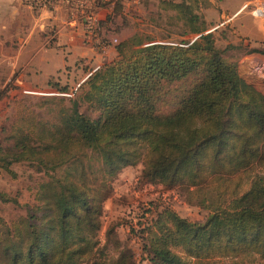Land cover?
I'll return each mask as SVG.
<instances>
[{
	"label": "trees",
	"instance_id": "16d2710c",
	"mask_svg": "<svg viewBox=\"0 0 264 264\" xmlns=\"http://www.w3.org/2000/svg\"><path fill=\"white\" fill-rule=\"evenodd\" d=\"M211 7V0H159L156 27L165 35L135 34L125 43L134 49L92 71L73 98L51 83L63 96L46 99L58 109L50 119L32 114L12 124L0 170L15 176L11 167L26 164L43 175L26 212L0 220V264L88 263L106 182L141 157L143 178L155 185L213 189L224 178L248 180L210 202L204 223L168 210L145 248L150 264H264V94L228 55L243 45L217 46L202 13ZM254 53L264 56V47L244 54ZM111 264L135 263L122 255Z\"/></svg>",
	"mask_w": 264,
	"mask_h": 264
},
{
	"label": "rangeland",
	"instance_id": "374dc122",
	"mask_svg": "<svg viewBox=\"0 0 264 264\" xmlns=\"http://www.w3.org/2000/svg\"><path fill=\"white\" fill-rule=\"evenodd\" d=\"M232 1L227 0L225 3H221L222 1L213 0L214 4L211 9L204 10L202 13L207 16L209 22L211 21L212 28L209 32H213L215 35L216 44L220 49H226L229 45H243V49L230 51L228 55L238 60L241 77L264 94V58L244 54L250 49L264 47V43L242 35L238 23V21H243L248 28L259 25L260 22L255 21L256 19L253 20L254 18L247 10L236 15L237 11L235 10L238 7L233 6ZM98 2L100 3L97 11L103 17L100 23L99 37L104 48L97 47L96 51L103 57L107 56L109 48L116 50L117 54L116 56L111 52V60H107L108 56L105 58L106 60L101 57L100 63L103 65L118 60L121 53L125 55L134 49L127 47L126 41H121L120 34L122 32L126 35L139 33L138 35H148L154 39L160 37L161 34H166V30L156 27L161 11L159 0H98ZM221 6L223 9H220ZM162 15L165 17L172 14L163 13ZM165 29L170 28L165 27ZM115 39L117 42H114ZM186 39L193 43L198 39V36L193 35ZM247 46H249V50L245 48ZM83 66L81 64V67L75 70L73 67L65 69L52 78L51 83H58L61 87L69 88V93L64 95L65 98H73L75 91L85 81V74L89 71H86L87 68H82ZM96 69L97 64L93 65L90 73ZM49 86L57 90L52 85ZM12 88V83H10L5 89L0 90V143L5 146L11 145V141H6V137L11 133L12 124L18 123L22 118H29L32 114H36L38 118L50 119L58 109L55 108V101L46 99L63 96L58 91L51 92L50 90L36 94L17 95L10 92ZM80 93L79 91L78 95ZM66 103L69 104L68 100ZM81 110L91 117L98 115L95 111L89 110L86 104L81 106ZM2 129L8 130V132H3ZM143 159L141 157L134 165L122 167L115 176L106 182L108 188L106 192H102L104 199L101 203V214L98 217L100 228L95 240L97 243L96 253L85 264L96 262L111 264L122 255L131 258L135 264H150L147 259L148 249L145 248L149 247L154 234L158 232L157 224L165 219L164 214L168 210L188 221L204 223L211 212L208 208L210 202H217L216 197L226 198L220 196L221 193L230 195L234 190H243L248 182L247 176L244 178L234 176L232 179L224 178L218 181V186H213V189L155 185L143 178ZM11 171L16 177L11 172L0 170V196L5 195L8 199V202H4L0 197V220H5L8 223L19 215H23L26 212V205L33 203L36 181L40 175H43L26 164L14 165L11 167ZM97 176L99 175L97 174ZM237 181L241 182L237 184ZM98 183H102L101 176ZM236 184H240L238 188L235 187ZM16 197L20 206L12 202ZM2 222L0 221V225ZM223 264L230 263L223 262ZM244 264L259 263L258 261L254 262L253 259H246Z\"/></svg>",
	"mask_w": 264,
	"mask_h": 264
},
{
	"label": "crops",
	"instance_id": "0c3cea01",
	"mask_svg": "<svg viewBox=\"0 0 264 264\" xmlns=\"http://www.w3.org/2000/svg\"><path fill=\"white\" fill-rule=\"evenodd\" d=\"M220 1L225 3L227 0ZM247 1H232L233 6L238 7L236 15L244 10ZM211 3L214 4L213 0ZM220 9H223L222 6ZM205 19L209 22L207 16ZM255 21L260 24L248 28L243 21H238L239 30L242 35L264 43V19ZM58 26H63V23L49 13H35L20 0H0V90L12 83L10 92L17 95L47 90L55 92L57 90L49 85L57 73L72 67L78 69L82 64V68L89 71L85 74L86 80L93 65L97 64V68L103 65L101 57L105 59L108 56L107 60H111L110 53L116 54V50L109 48L106 57L98 55L94 43L85 42L79 25L76 28L66 27L60 34L54 35ZM134 35L122 32L120 38L127 41ZM251 55L264 58L256 53Z\"/></svg>",
	"mask_w": 264,
	"mask_h": 264
},
{
	"label": "built area",
	"instance_id": "2783aa9c",
	"mask_svg": "<svg viewBox=\"0 0 264 264\" xmlns=\"http://www.w3.org/2000/svg\"><path fill=\"white\" fill-rule=\"evenodd\" d=\"M35 13H49L54 19L60 20L63 26L54 29L58 35L66 27L76 28L78 25L84 32L85 42L94 43L95 48L102 49L99 37L102 15L97 11L98 0H20ZM244 10L250 12L256 20L264 19V1L248 0ZM117 42V39L114 40ZM104 50V49H103Z\"/></svg>",
	"mask_w": 264,
	"mask_h": 264
}]
</instances>
